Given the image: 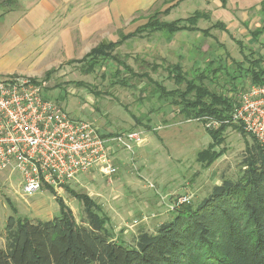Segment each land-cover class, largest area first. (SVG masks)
I'll return each mask as SVG.
<instances>
[{
	"label": "rangeland",
	"instance_id": "1",
	"mask_svg": "<svg viewBox=\"0 0 264 264\" xmlns=\"http://www.w3.org/2000/svg\"><path fill=\"white\" fill-rule=\"evenodd\" d=\"M176 1L74 0V4L62 8L51 18L55 35L61 30L70 31L71 44L66 50L71 53L64 52L59 40L53 45L55 38L48 39L50 44L53 43L51 50L55 54L52 53L54 61L50 65H47L48 58L42 59L34 51L17 60L23 72H36L30 76L44 85L43 95L60 102L71 116L95 121L103 133L142 131L146 141L135 147L134 153L120 149L114 154L118 166L115 174L105 176L96 169L90 170L78 175L77 180L69 182L66 187L55 189L56 194L51 189H42L28 196L19 185V173L0 170V246L5 242L3 232L7 219L15 215L13 207L18 211L16 215L21 217L51 219L61 215L59 196L76 220L86 223L84 204L71 191L88 195L92 202L102 207V213L108 216L106 226L114 239L133 246L141 230L154 233L161 223L174 217L178 206L172 203L180 196H187L189 203L196 205L223 179L238 178L247 150L254 143L250 134L231 125L221 133L223 139L216 145L202 120L187 119L180 108L158 98L148 79L132 77L128 85H122L115 82L117 66L109 58L99 59L92 71H86L88 61H80L93 46L119 39L122 34L145 23L150 15L163 12ZM209 5V0H184L161 18L187 17L199 8L208 12ZM82 16H87L90 26L100 25L95 31H87L85 39H77L82 32ZM213 23V20H201L198 25L208 28ZM186 32L181 31L171 39L158 32L142 39H132L116 52L137 72L148 71L153 79L168 89L176 87L164 67L168 64L181 62L189 78L211 60L215 66L231 64L232 69L223 68L215 81L207 80L206 83L217 92L237 98L238 92L231 90L233 84L226 71H233V61L243 60L245 55H250L249 48L256 45L260 51L255 52V56H264V42L251 44L244 39V52L241 53L242 49L235 41L240 38L235 39L220 28H212L209 36L201 31ZM238 32L233 28L236 37L240 36ZM260 39L264 40V33ZM153 63L160 65L156 71L152 68ZM47 67L52 70L46 78ZM242 78L240 87L250 85V77ZM181 86L185 87V84ZM159 126L162 128L157 129ZM212 144L214 151L222 154L207 165L213 151ZM143 148H146V154L139 159ZM208 149L210 153L201 154L202 162L198 161L200 152Z\"/></svg>",
	"mask_w": 264,
	"mask_h": 264
},
{
	"label": "trees",
	"instance_id": "2",
	"mask_svg": "<svg viewBox=\"0 0 264 264\" xmlns=\"http://www.w3.org/2000/svg\"><path fill=\"white\" fill-rule=\"evenodd\" d=\"M182 1L150 15L145 23L122 34L119 39L99 43L80 61H88L86 71H92L99 59L107 57L117 66L115 82L128 85L132 77L146 78L154 86L158 98L180 108L187 119L201 120L211 116L225 121L230 118L236 99L211 89L206 81L209 78L215 81L223 68L231 66H215L212 60L203 69H196L194 76L189 78L181 62L168 64L164 67L176 84L175 88L168 89L148 71L137 72L116 52L132 39H142L157 32L171 39L181 30H198L208 36L214 27L226 29L223 22H216L211 28H199V20L209 17V13L200 10L186 18H161V15H169ZM220 1L222 6L226 5L227 0ZM263 32L264 25L254 30L253 35ZM233 63V71H226L233 84L231 90H239L243 76L250 77L251 83H264V56H255V52L250 51L243 60ZM159 67L152 65L155 71ZM50 73L51 70L47 71L46 78ZM183 84L185 87L181 86ZM231 125L247 134L242 126L223 122L216 129L207 128L213 143L221 142V133ZM212 145L207 165L222 154L214 151ZM207 152L210 153L209 149L200 152L198 161L202 162L201 154ZM51 190L56 194L53 188ZM71 192L84 204L87 222L79 223L59 196L60 216L33 220L11 215L5 227L6 246L0 247V264H264V145L255 138L242 161L237 179H223L196 205L181 204L174 210V217L161 223L154 233L141 230L133 246L114 239L106 226L108 216L102 213V207L86 194Z\"/></svg>",
	"mask_w": 264,
	"mask_h": 264
},
{
	"label": "built area",
	"instance_id": "3",
	"mask_svg": "<svg viewBox=\"0 0 264 264\" xmlns=\"http://www.w3.org/2000/svg\"><path fill=\"white\" fill-rule=\"evenodd\" d=\"M43 88L31 76L0 77V170L19 173L26 195L62 188L93 169L113 175L118 171L114 154L120 149L134 153L146 141L137 130L105 135L95 121L73 117L60 102L45 97ZM236 92L230 118L204 116V126L236 124L264 145V83L250 82ZM189 199L180 196L172 204Z\"/></svg>",
	"mask_w": 264,
	"mask_h": 264
},
{
	"label": "crops",
	"instance_id": "4",
	"mask_svg": "<svg viewBox=\"0 0 264 264\" xmlns=\"http://www.w3.org/2000/svg\"><path fill=\"white\" fill-rule=\"evenodd\" d=\"M209 1H210L209 6H211V8H209L207 12L209 13V17L206 19L202 18L199 20V22L201 20H206V21L213 20L214 21L213 24H215L216 22H223L226 26L225 30L222 29L224 32H227L230 36H232L235 39H237L238 37L240 38L239 40H235V41L242 49L241 53L244 52L243 47L245 46L243 45V43L245 41L252 42L251 44L257 42L260 43L264 42V40L260 39V37L264 32L258 36L253 35L254 30L261 28L264 25V9H263L264 0H227L225 6H222L220 0H209ZM182 2H180L179 5ZM74 3H75L74 0H0V77L9 76L13 74L27 75V76L36 75V72H31V73L23 72L22 69H20V67L17 65V60L22 59L24 57V54L30 51L38 52V54H40V57L42 59L48 58L49 61L47 65H50L51 62L53 63L54 61V58L52 56L53 51L51 50V46L53 43L50 44L48 42V39L56 38L53 45H55L57 43L56 41L59 40L58 43L60 42V45L62 44L64 46L65 48L64 52L68 51L67 53L69 55L71 51L66 50V48L69 49V46L71 44L72 36L70 35V31L61 30V32H59V35H55V31L51 26L52 25L51 18L53 15L58 13L62 8L70 7ZM230 3H232V5ZM179 5H177V7ZM197 10L204 11V9L199 8L194 10V12ZM216 12L217 15H215ZM69 15H71V12H69ZM214 16L217 19H215ZM179 18H186V17H179ZM80 20H81L82 32L81 35L77 36V39H85L87 31L89 30L95 31L100 25L95 23L94 26H90L89 21L87 20V16H82ZM211 26L208 28H211ZM198 27L201 28L199 25ZM233 28L234 31H239L238 33H240V36L238 35L236 37L234 33H232ZM201 29H206V28H201ZM181 31H187V30H181ZM181 31H178L175 34V36L178 35V33ZM187 32H198V30L187 31ZM244 39L246 40L244 41ZM94 47L95 46H93L92 48ZM249 49L257 53L258 51H260L258 50L257 45L254 46V48L251 47ZM88 52H86L84 56ZM229 66H231V64H229ZM46 69L47 71L52 70L49 67H47ZM229 69H232V66L229 67ZM210 79L211 78H209L208 80ZM189 149L190 148H188L187 151H190ZM145 150L146 148H143L142 151H140L139 159L144 157V155L146 154ZM19 183H20L19 185L22 187L21 181ZM10 201L11 200H9V202ZM13 211L15 215L18 212L17 209L14 207H13ZM3 236L5 237V230L3 232ZM5 246H6V239L4 245L0 247L5 248Z\"/></svg>",
	"mask_w": 264,
	"mask_h": 264
}]
</instances>
